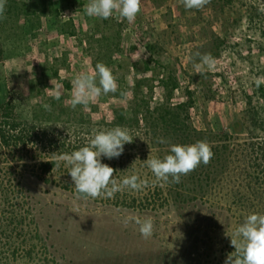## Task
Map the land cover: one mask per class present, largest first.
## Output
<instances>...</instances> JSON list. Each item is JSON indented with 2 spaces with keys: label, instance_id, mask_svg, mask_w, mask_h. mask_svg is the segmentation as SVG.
I'll use <instances>...</instances> for the list:
<instances>
[{
  "label": "rangeland",
  "instance_id": "374dc122",
  "mask_svg": "<svg viewBox=\"0 0 264 264\" xmlns=\"http://www.w3.org/2000/svg\"><path fill=\"white\" fill-rule=\"evenodd\" d=\"M31 1L7 0L6 18L0 19V106L9 105L16 118L31 123L35 116L47 117L49 130L86 146L94 128L110 129L115 109L131 115L138 82L144 81L146 93L153 89L155 105L164 101L160 81L168 78L178 85L173 105L192 97L190 117L200 130L245 136L248 101L264 118V83H255L264 77V21L250 22L245 7L264 0H211L201 10H186L180 0H142L133 23L115 15L88 16V0H50L57 15L40 19ZM69 21L73 33H60L58 25ZM197 52L215 60L202 75L194 67ZM98 62L117 77L118 91L73 109L67 103L72 90L66 92L61 82ZM57 92L65 107L40 108L52 104ZM129 130L133 142L119 158L102 156L101 162L125 169L114 173L117 180L139 174L150 182L154 177L143 161L153 154L145 147L144 130ZM259 133L264 140V127ZM25 186L38 210L40 235L62 264H197L207 244L234 227L225 211L206 205L142 212L106 207L39 181L27 180ZM128 216L151 218V237L143 238L134 222L125 227Z\"/></svg>",
  "mask_w": 264,
  "mask_h": 264
},
{
  "label": "trees",
  "instance_id": "16d2710c",
  "mask_svg": "<svg viewBox=\"0 0 264 264\" xmlns=\"http://www.w3.org/2000/svg\"><path fill=\"white\" fill-rule=\"evenodd\" d=\"M31 2L38 18L57 15L50 0ZM245 7L250 22L263 23L264 13L259 12L258 7ZM72 25L70 21L59 24L60 33H68L69 29L73 33ZM145 65L150 71L147 62ZM168 79L160 81L165 91L164 101L155 105L152 103L153 89L149 88L146 93L143 91L144 81L138 82L132 89L131 115L128 116L126 108L115 109L109 127L119 125L144 130L145 147L157 158L170 154L169 144L157 142L160 137L170 144L181 145L205 140L214 153L210 163H201L190 174L181 176L180 183L153 186L150 181L148 187L136 193L126 189L116 193L114 198L88 200L106 207L156 213L165 209L206 205L225 211L232 218L234 227L228 234L231 235L248 214H264V140L259 133L264 127V118L248 101L245 136L200 130L190 117V109L194 106L192 97L173 105L171 100L178 85ZM61 84L66 92L72 90L70 81H62ZM49 105L51 111L59 105L65 107L64 99H54ZM50 122L47 117L40 119L36 116L33 122H25L14 116L9 105L0 106V264H62L51 255L40 235L38 210L25 182L55 185L77 196L69 168L58 161V157L84 145L82 141H74L49 130ZM112 167L116 171L122 168L115 164ZM228 235L209 242L197 264H225L227 254L235 251Z\"/></svg>",
  "mask_w": 264,
  "mask_h": 264
},
{
  "label": "clouds",
  "instance_id": "9594fccd",
  "mask_svg": "<svg viewBox=\"0 0 264 264\" xmlns=\"http://www.w3.org/2000/svg\"><path fill=\"white\" fill-rule=\"evenodd\" d=\"M141 2L142 0H88L84 9L90 17L109 19L115 15L118 20L133 23L141 11ZM180 2L186 10H201L211 0H180ZM6 4L7 0H0V19L6 18L4 15ZM258 11L264 13V2L260 4ZM195 57L199 60L198 63H194L198 75L204 74L205 66L210 69L215 64L210 53L197 52ZM71 83L72 93L67 103L73 109L78 105L88 108L90 103L100 95L115 94L119 89L117 77L103 62L96 63L94 69L90 71L77 73ZM255 83L259 87L261 83H264V77L257 78ZM120 95L126 96L127 93L121 91ZM60 96L61 93L57 92L53 98L60 100ZM43 107L51 111V105L45 104ZM133 138L126 126L117 125L110 129L94 128L86 146L58 157V161L64 162L69 168L68 173L78 198L84 200L114 198L116 193L126 189L138 192L149 186L147 180L135 174L117 180L114 176L116 170L101 162L102 156L109 160L119 158L124 151V145L132 143ZM157 142L169 144L170 154L163 158L149 155L143 161L153 174L154 179L151 182L153 186L180 183L181 176L190 174L201 163L209 164L214 156L210 144L205 140L191 145H181L170 144L168 140L160 137ZM133 222L139 226V232L143 238L151 237L154 230L151 218L141 220L128 216L123 219L125 227ZM228 236L235 251L227 254L225 264H264V214H248L243 223Z\"/></svg>",
  "mask_w": 264,
  "mask_h": 264
}]
</instances>
